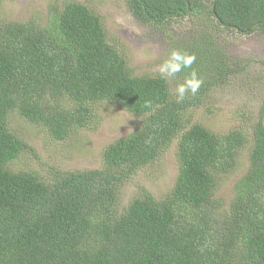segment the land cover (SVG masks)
Listing matches in <instances>:
<instances>
[{
    "label": "trees",
    "instance_id": "obj_1",
    "mask_svg": "<svg viewBox=\"0 0 264 264\" xmlns=\"http://www.w3.org/2000/svg\"><path fill=\"white\" fill-rule=\"evenodd\" d=\"M125 1L142 24L189 18L223 31L264 33V0ZM43 20L0 18V264H264V114L251 126L249 163L227 209L214 192L248 135L186 122L187 112L235 71L227 60L216 63L223 55L215 43L203 35L184 42L182 50L200 52L190 49L203 84L177 103L170 81L131 72L86 4L53 3ZM103 100L141 123L104 147L100 167L44 176L9 168L29 150L9 128L11 114L60 141L93 126ZM174 139L172 187L158 199L141 191L120 209L121 185Z\"/></svg>",
    "mask_w": 264,
    "mask_h": 264
},
{
    "label": "rangeland",
    "instance_id": "obj_2",
    "mask_svg": "<svg viewBox=\"0 0 264 264\" xmlns=\"http://www.w3.org/2000/svg\"><path fill=\"white\" fill-rule=\"evenodd\" d=\"M65 1L70 0H3L0 3V18L26 21L32 17L42 22L49 5ZM74 1L86 4L100 17L111 41L124 55L133 74L157 73L158 65L168 52L185 49L184 42L192 38L195 40L200 35L210 38L222 53V60L217 64L227 60L226 64L235 69L225 81L212 87L211 96L205 104L190 109L186 118V122H200L214 132L225 133L241 128L248 135L244 146L238 150L234 168L221 178L214 192L213 198H219L227 209L233 185L249 163L251 126L260 114H264V33L256 31L243 35L212 28L207 22L189 18L152 26L135 20L125 0ZM190 49L186 51L190 53ZM183 79L177 76L170 80L173 92L176 84ZM96 110L97 121L93 126L78 129L69 138L60 141L51 138L41 126L11 114L8 126L28 144L29 150L10 162L9 168L35 170L44 176L50 169L68 171L100 167L104 147L138 127L141 116L127 112L108 100L99 102ZM177 171L174 139L152 163L136 170L121 185L119 208L131 198L140 196L141 191H147L154 198H162L172 187Z\"/></svg>",
    "mask_w": 264,
    "mask_h": 264
},
{
    "label": "clouds",
    "instance_id": "obj_3",
    "mask_svg": "<svg viewBox=\"0 0 264 264\" xmlns=\"http://www.w3.org/2000/svg\"><path fill=\"white\" fill-rule=\"evenodd\" d=\"M196 60L194 53H189L180 49H172L168 52L157 67V73L160 79L170 81L177 77V74L185 69L191 71L185 75L182 82H178L174 89V96L177 103H181L189 95L195 96L202 84L203 79L198 75L197 71L192 68ZM150 104V102H148ZM148 106V104H146Z\"/></svg>",
    "mask_w": 264,
    "mask_h": 264
}]
</instances>
